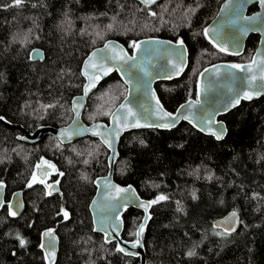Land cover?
I'll return each mask as SVG.
<instances>
[{"label":"trees","instance_id":"16d2710c","mask_svg":"<svg viewBox=\"0 0 264 264\" xmlns=\"http://www.w3.org/2000/svg\"><path fill=\"white\" fill-rule=\"evenodd\" d=\"M221 1L161 0L145 7L136 0H22L19 7H8L12 0H0V117L28 131L66 124L70 99L81 92L80 64L87 52L107 39L130 51L133 41L150 37L182 40L187 49L182 74L153 84L163 107L173 112L195 97L196 77L204 67L251 58L257 34L248 35L240 55L220 52L202 35ZM33 48L42 50L41 61L29 59ZM125 89L115 72L108 75L89 94L82 120L106 121L103 113L112 111ZM218 118L226 127L219 141L185 122L166 130L127 131L119 138L112 179L132 185L148 201L168 197L148 209L140 236L145 264H264V95L241 101ZM18 133L0 123L5 201L32 181L40 158L63 175L60 194L46 195L38 182L26 187L17 218L1 207L0 264H45L39 247L44 229H54L58 238L52 264H139L138 257L117 251L115 242L92 231L87 206L94 179L107 170L105 147L88 136L60 144L46 135L28 144L17 140ZM232 210L239 216L236 231L216 235L223 230L212 220ZM141 217L138 209L123 210L121 239H135L130 233ZM17 235L26 240L24 247Z\"/></svg>","mask_w":264,"mask_h":264},{"label":"water","instance_id":"95a60500","mask_svg":"<svg viewBox=\"0 0 264 264\" xmlns=\"http://www.w3.org/2000/svg\"><path fill=\"white\" fill-rule=\"evenodd\" d=\"M136 1L139 2L140 4L144 5L143 3H141V0H136ZM160 1L161 0H155V3L149 5L148 7H151V6L159 3ZM226 4L229 6L228 9H226L225 12H221L220 11L221 8H223ZM251 5H255L256 8L253 11H248V8ZM232 9H241L242 13L245 17H257L255 25H252V26L257 27L258 30L248 31V32H246L245 35L241 36L239 38V47H235L233 45V43L231 42L229 35H228V29L227 28L224 30V33L220 37L215 36V34L212 33L211 31L209 32V37H205L204 35L203 36L212 46H213V43L210 42V38L216 44H220V45L228 48V50H229L228 52H222V53H225L228 55H240L243 52L245 40L248 37V35L257 34L258 35V41H257V44L254 48L252 55H251L250 60L248 62L241 63L242 65H249L252 63V60L255 57L257 64H252L253 71L251 73H248L247 71L240 73L236 69L230 68L229 66L232 64L227 63V62H216V63L210 64V65L204 67L197 74V77H196L195 97L188 98V99L184 100L173 110V112H170V113H176L177 109L180 108V105L184 104L185 108L181 109L182 113H184V114L195 113L198 116L200 114L198 111L199 109L205 108V109H208L209 111H211V106H214L217 109H221V111L215 116V119L217 121H222L218 117L227 113L228 111H230L231 109L234 108V107H229L226 111L223 110L225 105L228 103L229 98L232 95H234V92H230L228 90V87H226V85L228 84V81L224 79L226 74H231V73H235L237 76H248V77L255 76V77H257V79L251 84V86H249L248 82H245V84L243 86H241L240 90L241 91H261L262 94L258 97H254L251 100L241 99V101H244V102L252 101V100L258 99L259 97L264 95V89H261V85L264 84V82H262L258 79V77L260 75L264 74V65L259 64V61L262 58H264V23L261 22V21H264V5H261L259 0H222L218 6V9H217L215 15L203 27L202 33H203V30L205 28H209V29L217 28L218 25L224 24L225 21L230 18V13H231ZM257 14H259V16ZM140 41H146L147 43L141 44V50L139 52H137L133 48H131L130 51H128L120 42H118L117 40H114V39H107L102 44H100L96 47H93L92 49H90L87 52V54L85 55V57L83 58V60L80 64V76L83 79V84L81 86V92L72 96L70 99L71 118L66 124L61 125V126H57V127H54L51 125H38L32 131H28V130L22 128L21 125L11 124V123L5 121L4 119H0V123L9 127V128L18 129L19 133L16 136L17 140L24 142V143H28V144H33L46 135H52L60 144H68V143L75 141L76 139L86 137V136L96 138L105 147V149L108 151V154L106 156V165H107L106 173L104 175L96 177L94 179L95 189H94L93 195H92V197L88 203V206H87L88 212H89L90 218H91L92 231L94 233H98V234L102 235L103 240L105 242H108V241L115 242L117 247L125 248L126 252L136 253V255H131V254H125L124 252H122L125 255L138 257L139 264H145V253H144V249H143L141 239H140L141 246H138L137 248H132L131 242L134 241L136 239V237L134 240H128V243H124L126 240H123L120 238V234H121L122 228H123V222L119 223V221H122L120 217H119V221H117L118 231H119L118 236L116 235L115 232H112V229L109 228L106 224L102 225L101 221L105 217H108L110 215L108 209L105 207L106 205L117 204V203L122 202V201H117L115 199H111V200L108 199L109 197H114L117 194L115 193L114 189L107 187L106 184L110 183L111 185H117L119 187H127L128 186V185L119 184L112 179L113 166H114V163H115L116 158L118 156L117 145H118L119 138L123 135V133H125L127 131L155 128V127L128 128V129L122 131L120 133L119 137L115 140V143L113 145L114 150H115L114 152H113L112 148H109L105 143H103V140L100 136L93 135L91 131L83 132L81 135H74V136H72V138L70 140L67 137L60 135L61 130L67 129L69 125L73 124L74 120H77L78 123H77V125H74L73 127H80L83 129H92L95 125H102V126L106 125L109 128L114 126L110 116L107 117L106 121L95 120V121H92L90 123H85L81 118V114L83 112V109L85 107V103H86V100H87L89 94L97 88L98 84L101 81H103L108 75H110L113 72H115L117 74V76L119 77L121 82L125 85L126 89H125L124 97L112 109V111H115L117 108H119V105L121 103H127L129 107H132L133 111L141 113V116H140L141 123H156V122H158L156 120L155 116H148L146 113H144L143 109L140 107V104H143L144 107L148 108L150 111L154 110L155 99L152 98V93L154 92L155 97L158 98L156 93H155V90H154V86H153L154 82L155 81L172 80V79L178 78L182 74L183 71L179 75H175L174 70L172 69V64L177 63V62H181V60L179 59L177 54L180 52H183L182 62H183L184 67H185V64L187 61V49H186V46L184 44H183V49H180V48L176 47L177 42L171 41L168 39H163V38H155V37L142 38V39L137 40L136 42H140ZM169 42H171V43H169ZM106 43H109L111 45V47H114L116 49V54H119L120 50L123 49V51L126 52L128 55H130V56L135 55L137 57V63L141 64L143 66V68L146 70V72L148 73V75L144 77V79L150 85V87L147 88L146 92H144L143 90H141V91L136 90L134 79L132 80L131 84L126 85L124 83V81L126 79H131L133 75L143 76V73L140 72L139 68L131 69V72H129L128 71L129 65L123 64V61H121V60H113V61H109L108 65H107L108 67L112 68L113 70L110 71L109 74L106 76H104L103 74H100L101 78L95 84V87L91 88V90L89 91L87 96H84L83 86L85 84L89 83L87 77L82 75V72L84 71V63L93 52H96L98 49H103L104 45ZM214 48L219 50L217 47H214ZM33 49H37V50H40L42 52V50L40 48H33ZM185 49H186V51H184ZM32 50H30V52ZM231 53H238V54H231ZM105 54L113 55V53L109 49V50H105V52H100L98 54V56L96 57V59L99 60L100 57L105 55ZM30 60L31 61H41L40 59H30ZM131 63H133V62L130 61L129 64H131ZM120 65H123V67L121 68L120 71H116L115 68L117 66H120ZM205 69H210L211 71L210 72H204ZM183 70H184V68H183ZM89 72L91 74L92 70L90 69ZM169 73H173L172 78H170V79L167 78ZM201 73H203V76H201ZM216 73H218L217 78L215 79V81L213 83L210 84L209 83L210 78L213 76V74H216ZM198 85L200 86L201 89L206 88L207 91L201 92V95L199 97L202 101L201 105H196L195 107H192L189 109L187 107L188 101L189 100L195 101L198 98L197 97ZM81 97H83V99H79ZM125 97L128 98L127 101L124 99ZM74 100H76L79 104L83 105V107H80L77 109V111L79 112L78 117L76 115V112H74L72 110L74 107V105H73ZM164 110L167 111L165 108H164ZM167 112H169V111H167ZM192 119L195 122L196 117L193 116ZM180 122H185V123H187L193 127V125L190 124L187 120H181L177 123V125ZM223 126L225 127L224 122H223ZM193 128L195 130H197L198 132H200L204 135H207V134L201 132L198 127H193ZM158 129L166 130L163 128H158ZM98 130H103V129L101 128ZM225 135H226V133H225ZM217 141H219V140H217ZM113 155H115V159H114V161H111L109 158L112 157ZM42 162H43V158H40V160L37 162L39 165V168L37 167L35 169V172H34L36 174V177H37L36 182L40 183L41 185H43V187L45 189H47L48 195H49V192H51V195L60 194L59 185H58V183H56V181H60L61 175L58 174V177L56 178L55 181L50 182V183H46L43 180L44 172L49 168L45 165L41 166ZM51 170L53 173H56V168H55V170H53V169H51ZM59 173H61V172H59ZM102 177H107L108 178L107 181L101 180L100 178H102ZM41 181H43V182H41ZM30 182H32L31 179L27 183H30ZM36 182H34V183H36ZM34 183H32V185ZM48 185H52L53 187L49 188ZM26 187H28V186L26 185ZM26 187L12 191L9 194L8 199L6 201L4 200L5 186L2 190H0V201H3V205H5L6 213H7V216L9 218H11V219L17 218L21 214V212L24 208L23 192L26 189ZM121 195H123V194H121ZM136 196L139 197L137 192H136ZM93 201H96L95 205L92 203ZM140 201L146 202L148 200L142 199L139 197V201H137V203ZM10 203L14 206L15 205H22V207H19V208L14 207L13 208V210L17 211V213H18L16 216H10L9 215L8 205ZM127 208H135V209H138L142 212L141 221H140V223L137 226L136 231H135V232H137V230L140 228V225L142 223L145 225L144 222H145L146 217H148V212L145 213L143 208L136 207V206H134V204H129V206ZM0 209H1V207H0ZM123 210H124V208L120 209V214L123 212ZM232 212H233V210L228 211L227 213H225L224 215H222L220 217L214 218L211 222L212 226L214 227V225H217L220 222L224 221L225 218L229 217V215ZM237 217H238V222L235 224L236 229L239 225L238 214H237ZM228 226H230V225L224 224V225H222L220 227H216V228H220L223 230L224 227H228ZM46 230H48V229H44L40 233L39 245L41 244L42 240L44 239L42 234ZM106 231L111 233V235H109L107 237V239H106V235H105ZM54 235L56 237L54 256H50L46 252L45 249L40 248L43 252L45 264H52L55 260L57 252H58V238H57L55 233H54Z\"/></svg>","mask_w":264,"mask_h":264},{"label":"snow or ice","instance_id":"6c2138e0","mask_svg":"<svg viewBox=\"0 0 264 264\" xmlns=\"http://www.w3.org/2000/svg\"><path fill=\"white\" fill-rule=\"evenodd\" d=\"M261 5H264V0H259ZM22 3V0H12V3L8 5V7H19ZM141 3L145 5V7H148L149 5L155 3V0H141ZM228 5L226 4L223 8H221V12H225L226 9H228ZM143 10V9H141ZM151 16H155V12L150 13ZM259 16V14H257ZM257 17H245L242 13L241 9H232L230 13V18L225 21L224 24L218 25L217 28H205L203 30L202 35L205 37H209V32L215 34V36L220 37L224 30L228 29V35L235 47H239V38L246 34L248 31H256L258 30L257 27L252 26L255 25ZM264 23V21H261ZM210 42L213 43L214 47H217L220 52H228V48L224 47L220 44H216L211 38ZM147 43L146 41H140L136 42L133 41L130 45L131 48L135 49L137 52L141 50V44ZM171 43V42H169ZM184 42L182 40L177 42L176 47L183 49ZM111 50L113 55L105 54L100 57L99 60L96 59L98 54L100 52H105V50ZM186 51V49L184 50ZM231 54H238V53H231ZM259 54V53H258ZM181 62L173 63L172 69L174 70L175 75H179L184 68V64L182 62L183 52H180L177 54ZM30 59H40L42 60L43 53L40 50L33 49L29 53ZM113 60H121L123 61V64L129 65L128 71L131 72V69L139 68L140 72L143 73V76L141 75H133L131 79H126L124 83L126 85L131 84L132 80H135V87L137 91L143 90L144 92L147 91V88L150 87L148 82L144 79L145 76L148 75L146 70L143 68V66L139 63H137V57L135 55H128L126 52L123 51V49L120 50L119 54H116V49L114 47H111L109 43H106L104 45L103 49H98L96 52H93L88 59L84 63V71L82 72V75L87 77L89 83L85 84L83 86L84 90V96H87L91 88L95 87V84L98 82V80L101 78L100 74H103L104 76L108 75L110 71L113 69L108 67V62ZM133 62L129 64V62ZM252 64H257V61L255 57L252 60V63L249 65H242V64H232L229 67L232 69H236L238 72L243 73L247 71L248 73H251L253 71ZM259 64L264 65V58H262L259 61ZM123 65L117 66L115 68L116 71H120ZM92 70L91 74L89 70ZM210 69H205L204 72H210ZM173 73H169L167 78H172ZM218 73L213 74V76L210 78L209 83H213L215 79L217 78ZM201 76H203V73H201ZM225 80L228 81V84L226 87H228V90L230 92H234V95H232L228 103L224 107V111H226L229 107H235L238 105L241 101V99L244 100H251L254 97H258L262 94L261 91H241V86L245 84V82H248L249 86L257 79V77L252 76H237L235 73L226 74L224 77ZM258 79L262 82H264V74L260 75ZM234 86V87H233ZM261 89H264V84L261 85ZM202 91H207V89H201L198 85L197 90V99L195 101L189 100L187 103V107L190 109L192 107H195L196 105H201L202 101L199 98ZM152 98L155 99V108L154 110L150 111L148 108H145L143 104H140V107L143 109V112L146 113L148 116H155L156 120L158 122L156 123H141V113L133 111L132 107H129L127 103H121L119 105V108H117L115 111L111 112H105L104 115H108L111 117V120L114 124L113 127L109 128L108 126L104 125H95L92 129H83L80 127H73L74 125H77L78 121L74 120L73 124L69 125L67 129H63L60 132L61 136L67 137L69 140L74 135H81L83 132L91 131L93 135L100 136L103 140V143H105L109 148L114 150V143L115 140L119 137L120 133L128 128H138V127H155V128H163V129H171L177 125V123L181 120H187L190 124L193 125V127H198L199 130L207 135L213 136L216 140L223 139L226 128L223 126L222 121H217L215 119V116L221 111V109H217L214 106H211V111L205 108L199 109V115L197 116L195 113H188L184 114L181 112V109L185 108V105H180V108L177 109L176 113H170L164 110L163 105L161 104L160 100L155 97L154 92L152 93ZM83 99V97L79 98ZM127 101V97L124 98ZM139 102V101H138ZM73 111L76 112L77 117L79 116V112L77 111L78 108L83 107L82 104H79L76 100L73 101ZM195 116L196 120L192 119V117ZM93 117H90L92 119ZM0 119H3V117H0ZM103 130H98V129ZM111 161H114L115 155L109 158ZM45 164L48 162L45 161ZM39 168V165H37ZM53 170H55L54 165H49ZM47 173H45L46 175ZM59 175H63V173H59ZM36 174L34 173L32 176V182L27 183L28 187H32V183L36 182ZM84 179H88L87 177H84ZM101 180L107 181V177L100 178ZM43 182V181H41ZM56 183H59V181H56ZM3 181H0V190L4 188ZM107 187L112 188L115 190V193L117 194L114 197H109L108 199H115L117 201H122L121 203L117 204H108L105 207L108 209L110 215L108 217H105L101 224H106L109 228L112 229V232H115L116 235H119L118 231V224L117 221H119L120 217V209L124 208L126 209L129 204H134L136 207H141L144 209L145 213L148 212V209L156 203H159L160 201L168 199L167 196L161 194L158 195L155 199L151 201H139V197L136 196V190L131 186L128 185L127 187H119L117 185H111L110 183L106 184ZM49 188H52V185H48ZM123 194V195H121ZM49 195H51V192H49ZM94 205L96 204V201L92 202ZM3 206V201H0V207ZM19 208L22 207V205H12L11 203L8 205L9 208V215L10 216H16L18 213L17 211L13 210V208ZM59 215V213H58ZM63 218L68 219V212L63 211ZM150 217H146L145 222ZM238 222L237 213L233 211L229 217L225 218L224 221L220 222L217 225H214V227H220L224 224L230 225L228 227L223 228V232H217L216 235H230L232 232L236 231L235 224ZM119 223H122V221H119ZM144 224L142 223L140 225V228L135 233H130V235H135L136 239L131 242L132 248H137L138 246H141L140 244V236L143 232ZM106 239L111 233L107 232L105 233ZM43 240L41 244L39 245L40 248L45 249L46 252L50 256H54V249H55V242L56 237L54 235V229H48L43 234ZM17 239L19 241V244L21 247H24L26 245V240L21 238L19 235H17ZM110 242V241H108ZM124 243H128V241H125ZM117 251L124 252L125 254H131L136 255V253H128L126 252L125 248L118 247ZM189 256L194 255L195 253L193 251H189L187 253Z\"/></svg>","mask_w":264,"mask_h":264},{"label":"flooded vegetation","instance_id":"af4514ba","mask_svg":"<svg viewBox=\"0 0 264 264\" xmlns=\"http://www.w3.org/2000/svg\"><path fill=\"white\" fill-rule=\"evenodd\" d=\"M44 162H45V161L42 162L41 166L45 165V166H47L49 169H47V170L44 172V178H43V180H44L46 183H50V182L55 181L56 178L58 177L59 172L56 170V173H53L52 170H51L52 168L49 167V165H52V164H51V163H47V164H45ZM37 165H38V163L35 165V166H36L35 169L37 168ZM34 172H35V171H34ZM45 173H47V174L45 175ZM58 185H59V183H58ZM42 186H43V185H42ZM44 189H45V188H44ZM45 191H46V195H48V194H47V189H45Z\"/></svg>","mask_w":264,"mask_h":264}]
</instances>
